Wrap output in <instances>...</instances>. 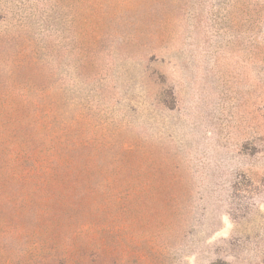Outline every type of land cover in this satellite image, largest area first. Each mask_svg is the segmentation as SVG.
<instances>
[{"label": "rangeland", "instance_id": "1", "mask_svg": "<svg viewBox=\"0 0 264 264\" xmlns=\"http://www.w3.org/2000/svg\"><path fill=\"white\" fill-rule=\"evenodd\" d=\"M0 264H264V0H0Z\"/></svg>", "mask_w": 264, "mask_h": 264}, {"label": "trees", "instance_id": "2", "mask_svg": "<svg viewBox=\"0 0 264 264\" xmlns=\"http://www.w3.org/2000/svg\"><path fill=\"white\" fill-rule=\"evenodd\" d=\"M22 124V123H21ZM20 147V146H19ZM18 151V150H17ZM17 151H16V153H17ZM42 154H44V153H42V152H38V153H33V152H29L28 153V155H26V153H24V156H25V158L28 160V159H30L31 160V162H39V161H41V162H44V161H46V160H43L41 157H40V155H42ZM29 156V157H28ZM49 158H53L52 159V161L51 162H53V164L55 165V164H57V160H56V157L55 156H48ZM17 159V158H16ZM19 161L20 160H15V163L18 165L19 164ZM31 169V168H30ZM32 170V172H34V173H38L39 171H37L36 169H34V168H32L31 169ZM30 171V170H29ZM56 178V177H55Z\"/></svg>", "mask_w": 264, "mask_h": 264}]
</instances>
